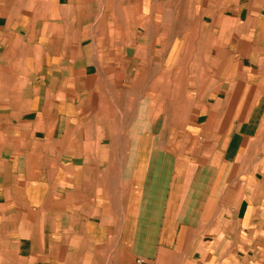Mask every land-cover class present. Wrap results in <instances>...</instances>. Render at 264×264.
Returning a JSON list of instances; mask_svg holds the SVG:
<instances>
[{
    "label": "crops",
    "instance_id": "obj_1",
    "mask_svg": "<svg viewBox=\"0 0 264 264\" xmlns=\"http://www.w3.org/2000/svg\"><path fill=\"white\" fill-rule=\"evenodd\" d=\"M177 1L0 0V264H264V0Z\"/></svg>",
    "mask_w": 264,
    "mask_h": 264
},
{
    "label": "rangeland",
    "instance_id": "obj_2",
    "mask_svg": "<svg viewBox=\"0 0 264 264\" xmlns=\"http://www.w3.org/2000/svg\"><path fill=\"white\" fill-rule=\"evenodd\" d=\"M139 1V0H138ZM154 0H140V2L138 3L139 5L141 4V6H143V4L145 3L146 4V6H149L148 5V2H153ZM157 1H161V2H163V3H169V2H173V3H175L174 1L175 0H157ZM136 2V3H135ZM178 3H183L184 5H186V3L188 2V3H190V2H192V0H178L177 1ZM137 6V0H131V8H130V23H131V29H132V27H134V25H136V24H138V20H140V19H143V13H142V9H140V10H138V9H134V6ZM181 8H182V5L180 6ZM185 10H186V7H185ZM121 13H122V11L120 10V9H118V10H114V17H115V19H121ZM150 13H151V11H148V14L150 15ZM163 13H164V10H163ZM149 15H147V16H145V18H146V21H148V17H149ZM140 17V18H139ZM166 29V31H164L165 33H163L164 35H169L171 32H170V28L168 27V26H164V25H162V29ZM174 30H178V28H177V26H174V27H172ZM163 29V30H164ZM195 33H200V28L198 27V25H195V26H193V36L195 35ZM175 34V33H174ZM191 35V34H190ZM165 44V42H163V45ZM263 48H264V43H263ZM192 60V59H191ZM203 60H206V59H203ZM243 60H245V61H247V65H250L251 63H249L248 61H250L249 59H243ZM193 64H194V66H196L197 65V63L198 64H200V62H201V59H196V58H194L193 59ZM197 62V63H196ZM210 62H213V60L211 59L210 60ZM214 63L216 64V59H214ZM214 63H213V65H214ZM261 65H263L264 66V59L263 60H261V63H260ZM211 66H212V63H211ZM213 67V66H212ZM214 68V67H213ZM253 68L255 69H258L257 68V65L255 66H253ZM212 75V74H211Z\"/></svg>",
    "mask_w": 264,
    "mask_h": 264
},
{
    "label": "built area",
    "instance_id": "obj_3",
    "mask_svg": "<svg viewBox=\"0 0 264 264\" xmlns=\"http://www.w3.org/2000/svg\"><path fill=\"white\" fill-rule=\"evenodd\" d=\"M140 263V262H139Z\"/></svg>",
    "mask_w": 264,
    "mask_h": 264
}]
</instances>
